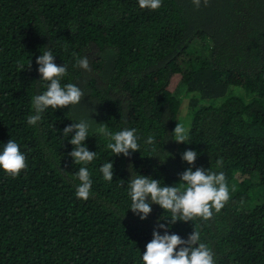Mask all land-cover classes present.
Segmentation results:
<instances>
[{"label": "trees", "instance_id": "1", "mask_svg": "<svg viewBox=\"0 0 264 264\" xmlns=\"http://www.w3.org/2000/svg\"><path fill=\"white\" fill-rule=\"evenodd\" d=\"M49 50L67 66L61 85L84 95L32 126V98L48 83L36 58ZM85 56L90 71L74 67ZM82 119L96 152L87 165L69 155L74 131L63 135ZM177 123L188 143L174 140ZM101 124L136 129L139 151L115 155ZM9 139L27 167L15 177L0 169V264H144L153 230L164 233L158 220L171 214L152 204L140 219L129 181L180 187L188 149L193 170L224 174L230 198L169 234L186 240L195 228L216 264H264V0H162L156 10L138 0H0V151ZM109 161L111 182L100 172ZM81 166L92 179L87 200L76 196Z\"/></svg>", "mask_w": 264, "mask_h": 264}, {"label": "clouds", "instance_id": "2", "mask_svg": "<svg viewBox=\"0 0 264 264\" xmlns=\"http://www.w3.org/2000/svg\"><path fill=\"white\" fill-rule=\"evenodd\" d=\"M201 0H193L199 7ZM141 8L156 10L161 7L162 0H138ZM207 5L208 0H204ZM39 65L38 72L40 79L47 81L46 91L35 95L32 98V107L35 114L27 117L29 125H36L42 119V113L49 107L53 109L68 107L80 103L84 93L73 83L61 85V78L67 74V66H58L55 63V56L52 52L44 51L36 58ZM30 67V64L29 66ZM74 67L90 71L89 60L85 57H77ZM90 125L86 120L73 122L63 129V135L70 137L69 143L73 145L69 155L74 163L87 165L96 158V152L90 151L84 141L89 137ZM109 140L107 148L115 155L123 154L125 157L131 152L139 151L136 129H123L115 133L109 131L104 124L96 130ZM175 141L188 143V132L182 123H177L174 130ZM147 144H154L153 136L145 141ZM197 151L185 150L181 158L190 167L180 174V181L183 184L177 186H165L160 180L151 176L137 175L131 177L128 188L131 198L129 209L138 215L140 219H146L152 211V204H158L165 212L171 215L162 220L166 223L157 222V227L163 229L164 233L153 230V238L146 244V250L142 254L144 264H216L212 249L204 242H201V234L194 228L188 238L182 239L178 234H169L170 227L177 221L189 222L196 218L208 220L213 216V209L219 212L230 198L229 189L222 172L206 170L203 167H196L193 170L197 159ZM222 161H217L221 166ZM27 167L26 157L21 152L17 142L12 139L4 144L0 151V169L15 177ZM105 181L113 180L114 169L111 161L100 167ZM80 181L76 189L78 198L87 200L90 196L92 179L86 166H81L76 174Z\"/></svg>", "mask_w": 264, "mask_h": 264}]
</instances>
